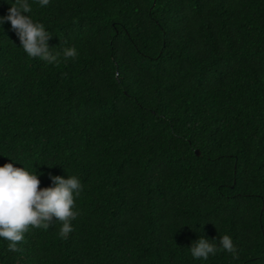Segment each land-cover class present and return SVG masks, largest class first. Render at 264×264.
I'll return each instance as SVG.
<instances>
[{"label": "trees", "instance_id": "trees-1", "mask_svg": "<svg viewBox=\"0 0 264 264\" xmlns=\"http://www.w3.org/2000/svg\"><path fill=\"white\" fill-rule=\"evenodd\" d=\"M32 7L49 48L78 55L29 58L2 26L0 166L82 191L67 238L54 218L16 251L0 240V264H264V0ZM225 234L235 258L191 257Z\"/></svg>", "mask_w": 264, "mask_h": 264}, {"label": "clouds", "instance_id": "clouds-1", "mask_svg": "<svg viewBox=\"0 0 264 264\" xmlns=\"http://www.w3.org/2000/svg\"><path fill=\"white\" fill-rule=\"evenodd\" d=\"M45 8L50 0H5L10 7L7 14L0 16V30L5 22L19 40V47L29 58H38L47 64H57L61 57L65 60L78 55L75 47H65L59 51L49 48L52 36L45 25L33 18L32 3ZM11 160V159H10ZM13 161V160H11ZM38 173L26 167H14L13 163L0 166V240L7 241L10 251L17 250L18 242L30 228H48L55 218L59 223L58 235L67 238L73 231L72 221L79 212L76 199L82 191V184L77 175L49 174L50 185L39 187ZM193 259L206 261L221 250L233 254L236 249L232 238L225 234L219 240H209L199 236L187 248Z\"/></svg>", "mask_w": 264, "mask_h": 264}, {"label": "water", "instance_id": "water-1", "mask_svg": "<svg viewBox=\"0 0 264 264\" xmlns=\"http://www.w3.org/2000/svg\"><path fill=\"white\" fill-rule=\"evenodd\" d=\"M196 154H199V153L196 151Z\"/></svg>", "mask_w": 264, "mask_h": 264}]
</instances>
